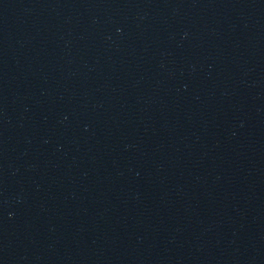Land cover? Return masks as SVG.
Segmentation results:
<instances>
[{
    "label": "water",
    "instance_id": "95a60500",
    "mask_svg": "<svg viewBox=\"0 0 264 264\" xmlns=\"http://www.w3.org/2000/svg\"><path fill=\"white\" fill-rule=\"evenodd\" d=\"M0 264H264V0H0Z\"/></svg>",
    "mask_w": 264,
    "mask_h": 264
}]
</instances>
